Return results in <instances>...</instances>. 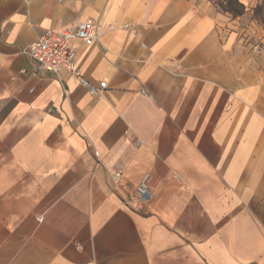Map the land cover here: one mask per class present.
I'll use <instances>...</instances> for the list:
<instances>
[{"label": "crops", "instance_id": "crops-1", "mask_svg": "<svg viewBox=\"0 0 264 264\" xmlns=\"http://www.w3.org/2000/svg\"><path fill=\"white\" fill-rule=\"evenodd\" d=\"M239 19L211 0H0V264H264V67ZM88 20L98 40L72 46L101 98L23 54Z\"/></svg>", "mask_w": 264, "mask_h": 264}, {"label": "built area", "instance_id": "built-area-1", "mask_svg": "<svg viewBox=\"0 0 264 264\" xmlns=\"http://www.w3.org/2000/svg\"><path fill=\"white\" fill-rule=\"evenodd\" d=\"M59 1L63 2L65 0ZM98 38L99 28L97 23L92 20L78 22L66 28L63 32L46 31L38 42L25 48L23 54L33 62L36 74L47 73L58 77L62 72L68 71L80 80L90 96L101 98L108 89L107 83L101 82L95 86L82 76L76 64V53L72 46L75 40H81L86 45L91 46ZM96 157H98L97 153ZM121 177V172L116 174V178L120 179ZM150 179L149 174L145 175L135 191L138 202L143 206L148 205L153 197L149 186Z\"/></svg>", "mask_w": 264, "mask_h": 264}, {"label": "rangeland", "instance_id": "rangeland-1", "mask_svg": "<svg viewBox=\"0 0 264 264\" xmlns=\"http://www.w3.org/2000/svg\"><path fill=\"white\" fill-rule=\"evenodd\" d=\"M215 7L230 17L239 19V31L244 47L254 53L256 61L264 67V0H257L253 6L238 8L235 12L229 0H211ZM242 4V2H241ZM260 8L263 13L259 14Z\"/></svg>", "mask_w": 264, "mask_h": 264}, {"label": "trees", "instance_id": "trees-1", "mask_svg": "<svg viewBox=\"0 0 264 264\" xmlns=\"http://www.w3.org/2000/svg\"><path fill=\"white\" fill-rule=\"evenodd\" d=\"M229 4L233 7L234 11L237 12V13L239 12L238 8H243L244 9L243 4H241V0H229ZM262 13H263V9L260 8L259 14H262Z\"/></svg>", "mask_w": 264, "mask_h": 264}]
</instances>
